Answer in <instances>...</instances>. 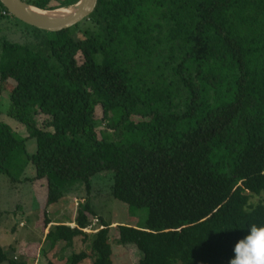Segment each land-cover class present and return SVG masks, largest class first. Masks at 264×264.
I'll return each instance as SVG.
<instances>
[{"label": "trees", "instance_id": "1", "mask_svg": "<svg viewBox=\"0 0 264 264\" xmlns=\"http://www.w3.org/2000/svg\"><path fill=\"white\" fill-rule=\"evenodd\" d=\"M24 1L51 10L78 0ZM2 93L0 173L46 180V210L91 191L100 173L115 199L148 209L139 227L112 226L89 196L73 220L45 211L49 249L88 243L62 264H114L112 228L118 245L141 251L136 264H227L248 225L264 224V204L250 203L264 194V0H98L56 32L0 2ZM95 218L102 228L89 234ZM4 262L29 264L0 244Z\"/></svg>", "mask_w": 264, "mask_h": 264}, {"label": "rangeland", "instance_id": "2", "mask_svg": "<svg viewBox=\"0 0 264 264\" xmlns=\"http://www.w3.org/2000/svg\"><path fill=\"white\" fill-rule=\"evenodd\" d=\"M20 25L21 28L26 27L24 24ZM5 32L10 38L14 40H24L20 34H16L15 32H11L10 34L9 31L6 30ZM8 95V93L0 94V106L7 103L6 99L8 98ZM2 119L8 123L19 135L23 137L26 136V129L22 123L9 117L7 114H4ZM109 122L111 125L115 123L114 120ZM26 145L30 153L35 152L37 149V143L34 138L28 139L26 141ZM33 175H35V168L32 164H30L25 171V176L32 177ZM40 182L37 180H22L12 182L5 173H0V211L3 213L0 222V244L4 247L7 255L10 258H12L13 255H18L20 260L25 258L34 264L36 258L31 259L30 256H34V254H36L37 247L41 243L44 234H47L48 232L44 230L45 211H48L47 215L53 221L73 220L76 215L78 205L81 203V199H84L88 196L92 201V207L94 210L97 211L99 216H101L107 222H113L114 224L112 226L117 224H128L139 227L144 224V221L147 217L148 209L146 207L135 208L115 199L112 196V179L110 174L100 173L93 179L91 191L87 192L84 189V191L81 190L74 194H68L64 196L58 203L50 205L47 210L46 180H40ZM37 185H39V188H37ZM250 195V203L256 204L258 202H262L264 204L263 193L260 195ZM76 198H78V201H76ZM69 223L71 226L75 225V222ZM96 226H100V222ZM90 231L91 229H89L88 233L93 234V232ZM117 235L118 234L116 230L112 228L111 241L114 251V264H136L138 259L141 257V251L131 244L127 246L118 245L116 242ZM76 240L77 241L72 247H67L64 252H61V254L58 250L61 248V246L64 247V245H62V243L57 246V256L55 253L52 255L54 264L63 263L66 255L85 250V247L88 245V243L79 239ZM43 245L45 249H47L49 246L48 242H45V240L43 241ZM22 252H24L28 258L22 256ZM60 255L62 258H60ZM42 256L43 251L41 252V257ZM46 261L47 259L44 260L43 263H40V260L39 264H45ZM4 264L9 263L4 262ZM82 264H90V261L87 263L84 262ZM177 264L181 263L179 262Z\"/></svg>", "mask_w": 264, "mask_h": 264}, {"label": "water", "instance_id": "3", "mask_svg": "<svg viewBox=\"0 0 264 264\" xmlns=\"http://www.w3.org/2000/svg\"><path fill=\"white\" fill-rule=\"evenodd\" d=\"M5 8L16 18L50 32L75 26L88 17L96 8L98 0H78L69 7L42 9L24 0H0ZM56 13L47 19L46 15Z\"/></svg>", "mask_w": 264, "mask_h": 264}, {"label": "clouds", "instance_id": "4", "mask_svg": "<svg viewBox=\"0 0 264 264\" xmlns=\"http://www.w3.org/2000/svg\"><path fill=\"white\" fill-rule=\"evenodd\" d=\"M231 253L227 264H264V224L248 225L234 241Z\"/></svg>", "mask_w": 264, "mask_h": 264}, {"label": "crops", "instance_id": "5", "mask_svg": "<svg viewBox=\"0 0 264 264\" xmlns=\"http://www.w3.org/2000/svg\"><path fill=\"white\" fill-rule=\"evenodd\" d=\"M38 182H40V181H38ZM41 183V182H40ZM47 184V183H46ZM37 188H39V185H37ZM36 188V189H37ZM47 190V189H46ZM2 215H3V213H2ZM20 223H22V222H20ZM52 223H55V221H53ZM51 223V224H52ZM51 224H49L48 226H46V225H44V230H46V231H48V228L51 226ZM20 225V224H19ZM21 226V225H20ZM24 226V225H23ZM16 229V228H15ZM14 229V230H15ZM45 235H46V233L44 234V237H43V239H42V241H41V243L39 244V246L37 247V250H36V254H34V256L32 255V256H30L31 257V259L32 258H36L35 259V261H34V264H39V261L41 260V262L40 263H43L44 262V260H46L47 259V261L45 262V264L49 261V260H51L53 263H54V259H52V255L55 253H57V251H56V249H57V246L55 247V248H53V249H49V248H47L45 251H44V253H43V256L41 257V252H42V250H43V248H44V245H43V241L45 240ZM62 245H64V244H62ZM62 247V246H61ZM59 251V250H58ZM60 254H61V252H60ZM22 256H24V257H26V258H28V256L24 253V252H22ZM56 256H57V254H56ZM68 255H66V257H67ZM12 258H14V259H16V260H19V261H22V260H26V261H28L29 262V264H33V263H31L29 260H27V259H25V258H23V259H21L20 260V257L18 256V255H13L12 256ZM60 258H62V256L60 255ZM36 262V263H35ZM62 264V263H61Z\"/></svg>", "mask_w": 264, "mask_h": 264}, {"label": "built area", "instance_id": "6", "mask_svg": "<svg viewBox=\"0 0 264 264\" xmlns=\"http://www.w3.org/2000/svg\"><path fill=\"white\" fill-rule=\"evenodd\" d=\"M76 201H78V200L76 199ZM98 223H99L98 219L95 218V219L92 221V223H91L90 225H88L86 228H84L83 230L86 231V232H88L89 229H91L90 232H96V231L98 230V228L101 227V226H98V227L96 226Z\"/></svg>", "mask_w": 264, "mask_h": 264}, {"label": "bare ground", "instance_id": "7", "mask_svg": "<svg viewBox=\"0 0 264 264\" xmlns=\"http://www.w3.org/2000/svg\"><path fill=\"white\" fill-rule=\"evenodd\" d=\"M56 13H49L46 15V18L49 19V18H52Z\"/></svg>", "mask_w": 264, "mask_h": 264}]
</instances>
